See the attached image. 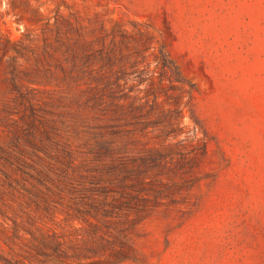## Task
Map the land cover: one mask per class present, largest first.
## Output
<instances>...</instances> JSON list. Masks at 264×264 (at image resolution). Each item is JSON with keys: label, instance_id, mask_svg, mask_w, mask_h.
Masks as SVG:
<instances>
[{"label": "rangeland", "instance_id": "rangeland-1", "mask_svg": "<svg viewBox=\"0 0 264 264\" xmlns=\"http://www.w3.org/2000/svg\"><path fill=\"white\" fill-rule=\"evenodd\" d=\"M0 264H264V0H0Z\"/></svg>", "mask_w": 264, "mask_h": 264}]
</instances>
